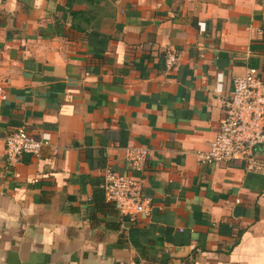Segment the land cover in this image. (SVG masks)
<instances>
[{"label":"crops","instance_id":"crops-1","mask_svg":"<svg viewBox=\"0 0 264 264\" xmlns=\"http://www.w3.org/2000/svg\"><path fill=\"white\" fill-rule=\"evenodd\" d=\"M250 68L264 0H0V264H264V172L196 156ZM16 128L49 140L11 165ZM129 147L150 205L123 216L98 193Z\"/></svg>","mask_w":264,"mask_h":264},{"label":"built area","instance_id":"built-area-1","mask_svg":"<svg viewBox=\"0 0 264 264\" xmlns=\"http://www.w3.org/2000/svg\"><path fill=\"white\" fill-rule=\"evenodd\" d=\"M177 62L175 53L165 55L168 69ZM0 99L5 100L0 85ZM49 135L34 138L22 128L11 131L4 139L5 158L15 164L22 154L38 155L48 143ZM264 152V80L254 68L233 80V90L223 101V117L219 132L205 151L197 152L202 165L228 164L243 160L248 171L264 172V162L257 155ZM148 150L144 147L126 149L125 161L129 172L103 171L102 189L107 200L123 216L146 213L150 199L143 195V180Z\"/></svg>","mask_w":264,"mask_h":264},{"label":"trees","instance_id":"trees-1","mask_svg":"<svg viewBox=\"0 0 264 264\" xmlns=\"http://www.w3.org/2000/svg\"><path fill=\"white\" fill-rule=\"evenodd\" d=\"M98 194H99L101 197H103V192H102V190H100Z\"/></svg>","mask_w":264,"mask_h":264}]
</instances>
